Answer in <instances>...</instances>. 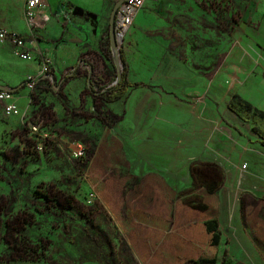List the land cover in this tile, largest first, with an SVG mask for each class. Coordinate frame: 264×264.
Instances as JSON below:
<instances>
[{"label": "crops", "instance_id": "1", "mask_svg": "<svg viewBox=\"0 0 264 264\" xmlns=\"http://www.w3.org/2000/svg\"><path fill=\"white\" fill-rule=\"evenodd\" d=\"M44 2L49 20L40 31L38 48L51 59L53 74L61 82L89 46L97 48L94 26L109 32L120 0ZM13 3L0 0V27L26 35L24 0L19 12L12 9ZM122 46L133 85L123 98L106 103L116 105L130 92L127 114L101 126L127 142L123 151L128 167L104 177L118 156L112 154L114 148L105 149L95 140L91 178L104 177L100 182L91 179L99 186L97 191L92 185L95 195L114 213L124 183L131 188L127 201L142 198L139 202L144 203L147 197L154 223H141L146 235L153 227L168 229L172 204L182 209L179 218H186L187 227L212 217L221 229L225 215L240 226L248 210L246 229L264 234V145L253 135L251 121L234 118L227 106L238 95L264 111V0H148L133 18ZM5 50L19 58L8 44L0 45V53ZM105 51L101 53L112 78L115 63ZM29 62L26 67L32 68L34 60ZM87 81L84 74L63 83H76L86 91L82 101L78 98V114L87 103L91 109ZM180 159L191 160L184 170V187L172 185L183 176L177 167ZM148 167L164 169L165 174H145Z\"/></svg>", "mask_w": 264, "mask_h": 264}, {"label": "rangeland", "instance_id": "2", "mask_svg": "<svg viewBox=\"0 0 264 264\" xmlns=\"http://www.w3.org/2000/svg\"><path fill=\"white\" fill-rule=\"evenodd\" d=\"M13 2L12 9L19 12L21 0ZM92 32L97 48L89 46L81 59L93 64L94 75L101 79L100 83L106 84L112 71L101 50L112 45L111 30L109 28V33L105 27L101 31L95 25ZM1 53L0 87L12 90L20 114L8 120L0 113V264H177L175 244L189 243L186 218L182 222L179 218L182 209L175 208V204L170 206L168 229L160 232L153 227L150 230L159 235L155 246L150 247L152 242L141 227L142 222L154 223L149 216L152 205L147 197L144 203L139 202L142 198L127 201V190L131 188L124 183L119 201L113 197L115 213L99 194L88 203V194L94 191L92 185L98 191L99 186L94 182H100L111 171L121 172L128 167L123 151L127 142L101 124L111 125L126 117L125 102L130 92L111 107L92 97L91 109L87 103L78 114V103L86 95L84 88L76 83L65 87L53 73L28 88L25 81L37 74L41 57L32 58L34 63L29 68L26 65L31 62L15 58L6 50ZM115 55L117 48L113 56H108L119 67L121 62L116 63ZM84 74V69H79L76 77ZM115 108L117 112L112 110ZM135 120L137 116H133V122ZM38 123L40 129L30 135L29 124ZM44 125L50 127L42 128ZM95 140L105 149L114 148L111 152L118 156L117 161L104 170L102 178H91V162L96 158ZM78 144L84 152L76 157ZM190 161L179 160L177 167L183 170V176L172 185L184 187L187 183L184 170ZM151 171L165 174L164 169L150 167L145 174ZM102 192L108 196V189L103 187ZM45 197L50 202L49 207ZM248 214L246 210L240 226L229 215L221 217L216 264H264V234L246 229ZM155 224L158 226L159 222ZM169 234L174 237L168 239Z\"/></svg>", "mask_w": 264, "mask_h": 264}, {"label": "trees", "instance_id": "3", "mask_svg": "<svg viewBox=\"0 0 264 264\" xmlns=\"http://www.w3.org/2000/svg\"><path fill=\"white\" fill-rule=\"evenodd\" d=\"M112 45L105 49L106 54L113 56L114 48H117L115 43L111 40ZM122 47L117 48V55L121 66L117 67L115 64V75L107 81L106 84L100 83L101 79L96 77L95 68L93 64H89L85 59L75 64L69 71V73L61 80L63 84L70 78H75L78 75L80 67H82L87 76L86 90L99 101L113 102L119 98H123L128 89L133 85L129 83L127 76V64L123 56ZM115 63V62H114ZM1 89V88H0ZM228 109L238 119L243 121H251L253 135L256 137L257 142L264 145V111L262 109L254 107L247 99L241 98L235 95L234 98L228 102ZM49 200H46L45 204L48 206ZM244 204V203H243ZM49 207V206H48ZM163 230H160L162 232ZM188 243L182 245L181 242L175 244L177 247V264H216L217 247L220 245V224L217 218H206L202 221L194 222L187 228ZM158 232H147L145 237L150 239V247L155 246ZM174 236L169 234L168 239H172ZM143 245V244H142ZM153 245V246H152ZM179 254V255H178ZM180 256V257H179ZM182 257V260L179 258Z\"/></svg>", "mask_w": 264, "mask_h": 264}, {"label": "built area", "instance_id": "4", "mask_svg": "<svg viewBox=\"0 0 264 264\" xmlns=\"http://www.w3.org/2000/svg\"><path fill=\"white\" fill-rule=\"evenodd\" d=\"M148 0H120L115 10V45L117 48L122 47L125 35L128 33L132 26L133 18L143 4ZM156 1V0H155ZM23 17L26 22L27 34L20 35L16 32L10 31L5 27H0V45H9L15 56L25 59V61L32 60L30 51L39 55L42 59L40 68L37 74L29 76L25 81L28 88H32L35 82L39 79L48 78L53 69L51 67V59L44 55L38 48V41L40 31H42L49 20V13L44 0H24ZM49 65L47 69L45 66ZM40 77V78H39ZM19 106L14 97L12 90L0 89V111L4 117L13 118L19 116ZM41 124L31 125L29 124V133L34 134L37 132V128L40 129ZM37 141V140H36ZM37 148L40 151V147ZM83 147L81 144L77 145L75 150V156L79 157L83 155ZM95 199V192L92 191L88 194V203H91Z\"/></svg>", "mask_w": 264, "mask_h": 264}, {"label": "water", "instance_id": "5", "mask_svg": "<svg viewBox=\"0 0 264 264\" xmlns=\"http://www.w3.org/2000/svg\"><path fill=\"white\" fill-rule=\"evenodd\" d=\"M116 10V9H115ZM115 10L112 12V14H111V17H110V30H111V33H110V37H111V40L113 41V42H115V39H114V34H115V29H114V26H115V21H114V18H115ZM115 61H116V63H118L119 62V59H118V55H115ZM2 90H8L9 91V89L8 88H6V87H0Z\"/></svg>", "mask_w": 264, "mask_h": 264}]
</instances>
